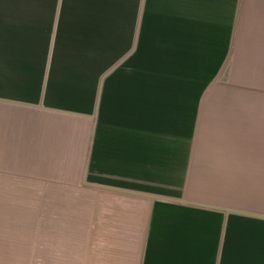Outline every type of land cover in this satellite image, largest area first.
<instances>
[{
	"label": "crops",
	"instance_id": "obj_1",
	"mask_svg": "<svg viewBox=\"0 0 264 264\" xmlns=\"http://www.w3.org/2000/svg\"><path fill=\"white\" fill-rule=\"evenodd\" d=\"M0 264H264V0H0Z\"/></svg>",
	"mask_w": 264,
	"mask_h": 264
},
{
	"label": "rangeland",
	"instance_id": "obj_2",
	"mask_svg": "<svg viewBox=\"0 0 264 264\" xmlns=\"http://www.w3.org/2000/svg\"><path fill=\"white\" fill-rule=\"evenodd\" d=\"M221 2H226V0L224 1V0H221ZM252 15V12L251 11H249L248 10V15L246 16V23H245V27H244V31H243V33H242V36L243 37H247V38H249V37H251V36H255L254 34H256V33H254V32H252L251 33V31L249 32V30L248 31H246L245 29H252V27H250V26H252V25H254V23H255V21L256 20H258V16H255V17H253V16H251ZM255 26V25H254ZM245 39V38H244ZM242 41H243V38H242ZM241 64H237V67H239ZM227 71H228V65L227 64H225V66H224V70H223V72L224 73H227ZM225 76H226V74H225ZM236 78L238 79V80H241L242 78H240L239 76H236ZM226 81V80H225Z\"/></svg>",
	"mask_w": 264,
	"mask_h": 264
}]
</instances>
